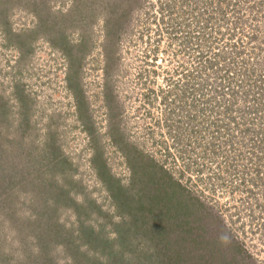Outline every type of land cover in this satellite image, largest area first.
<instances>
[{
  "label": "rangeland",
  "instance_id": "rangeland-1",
  "mask_svg": "<svg viewBox=\"0 0 264 264\" xmlns=\"http://www.w3.org/2000/svg\"><path fill=\"white\" fill-rule=\"evenodd\" d=\"M261 77L264 0H0V264H264Z\"/></svg>",
  "mask_w": 264,
  "mask_h": 264
},
{
  "label": "trees",
  "instance_id": "trees-1",
  "mask_svg": "<svg viewBox=\"0 0 264 264\" xmlns=\"http://www.w3.org/2000/svg\"><path fill=\"white\" fill-rule=\"evenodd\" d=\"M224 100H225L224 99V91L218 92V97H216V102L213 99L214 103H217L218 105H220V104L224 105V102H225ZM224 108H225V111L228 113L229 106L224 107ZM56 196L57 197H55V199H54V204L56 206H59V204L62 203L61 200H63V198L65 199L66 202H67V198H68L69 202L71 203V199L69 197H66V192L63 193V195L60 192ZM52 211L54 212V209L53 210L52 209H46L42 212H38L35 210V213L37 214L38 217L37 218L34 217V219L36 218L37 222H36V224L32 225L31 232L36 238L35 242H36V246H37L38 256L40 254L42 255L41 258L36 259V257H37V253H36L35 258H33L35 261H38V264H39V261H42V260L48 261V259L51 258V256H52L51 255L52 250L56 246H60L63 248V250H65V252L67 251V253H70L72 259L75 256H78V258H81V259L83 257L88 258L87 262L80 261L79 263H77V262L73 261V264H107L109 262L108 261L109 257H107V256H111L113 253H111L112 251H105V248L108 246H111V248H112L116 245V243L121 244L123 242L128 241V238L126 237V235H124L122 232H118L119 230H114L115 236L113 239H107V238H105V236H103L104 234L101 233L102 236H99V238H97L95 240V243H97V244L94 243V244L89 245V243H87L88 249L81 252L80 250H76V248H78V247L76 246V248H75L74 242H71L69 237H67L64 232L61 233V231H63L62 228L59 225H57L54 221L50 220L52 218V216L54 217V215H52ZM48 212H51V215H49V216L45 215V213L49 214ZM34 219H33V221H35ZM46 219L48 220L47 223H46ZM50 224H51V227H48V225H50ZM79 225H82V223L81 224L79 223ZM79 228L80 229L78 231L77 237H78V239L82 240L87 235L82 233L81 227H79ZM67 232L69 233V231H67ZM77 237H75V238H77ZM89 242H90V240H89ZM169 250H171L173 252H168L165 250V252H167V255H166L167 257L166 256L164 257V254H163V255H161L162 257H160V260L176 259V258L180 257L179 254L180 255L182 254V252L179 249H169ZM88 253H91L92 256L91 257L87 256L86 254H88ZM146 258L149 259L150 257H146ZM39 259H42V260H39ZM91 259H92V261H90ZM115 262H119V264H128V260L127 261L122 260L120 257H118ZM185 262H186V259H184V256L181 255V260L179 262H177V264H184ZM46 264H49V263H46ZM109 264H110V262H109ZM153 264H157V262L154 261ZM170 264H173V263L170 262Z\"/></svg>",
  "mask_w": 264,
  "mask_h": 264
},
{
  "label": "built area",
  "instance_id": "built-area-1",
  "mask_svg": "<svg viewBox=\"0 0 264 264\" xmlns=\"http://www.w3.org/2000/svg\"><path fill=\"white\" fill-rule=\"evenodd\" d=\"M262 79H264V77H261ZM227 89L224 88L223 91H224V101H226L227 103V100H230V95L228 94V92L226 91Z\"/></svg>",
  "mask_w": 264,
  "mask_h": 264
},
{
  "label": "flooded vegetation",
  "instance_id": "flooded-vegetation-1",
  "mask_svg": "<svg viewBox=\"0 0 264 264\" xmlns=\"http://www.w3.org/2000/svg\"><path fill=\"white\" fill-rule=\"evenodd\" d=\"M192 75H193V73H192Z\"/></svg>",
  "mask_w": 264,
  "mask_h": 264
}]
</instances>
